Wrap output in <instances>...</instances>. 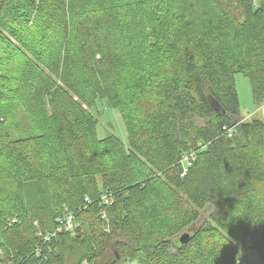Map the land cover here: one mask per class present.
Segmentation results:
<instances>
[{
  "label": "trees",
  "instance_id": "obj_1",
  "mask_svg": "<svg viewBox=\"0 0 264 264\" xmlns=\"http://www.w3.org/2000/svg\"><path fill=\"white\" fill-rule=\"evenodd\" d=\"M238 73L264 104V0H0V264H264ZM99 102L127 141L98 137Z\"/></svg>",
  "mask_w": 264,
  "mask_h": 264
},
{
  "label": "rangeland",
  "instance_id": "obj_2",
  "mask_svg": "<svg viewBox=\"0 0 264 264\" xmlns=\"http://www.w3.org/2000/svg\"><path fill=\"white\" fill-rule=\"evenodd\" d=\"M236 84L240 101L239 115L245 119L259 118L264 120V104L256 107L253 97L250 80L241 73L236 75ZM99 102L92 112L99 120L98 137L102 138L110 133L120 136L127 141V129L120 112L110 108L107 103ZM111 195V196H110ZM104 203L112 204L114 199L112 193L104 194ZM241 255L247 264H263V260L257 250L241 251Z\"/></svg>",
  "mask_w": 264,
  "mask_h": 264
},
{
  "label": "built area",
  "instance_id": "obj_3",
  "mask_svg": "<svg viewBox=\"0 0 264 264\" xmlns=\"http://www.w3.org/2000/svg\"><path fill=\"white\" fill-rule=\"evenodd\" d=\"M225 129L229 135H232L235 127L227 125ZM198 144L201 145L202 143L199 142ZM195 154L196 150H187L183 153L179 161L182 166L181 176H185L189 167L192 166ZM86 201L87 203H90L92 200L89 197H86ZM77 227L78 223L76 222L75 216L72 213H67L65 217L60 220L58 231L66 230L68 232H71L72 234H75Z\"/></svg>",
  "mask_w": 264,
  "mask_h": 264
},
{
  "label": "water",
  "instance_id": "obj_4",
  "mask_svg": "<svg viewBox=\"0 0 264 264\" xmlns=\"http://www.w3.org/2000/svg\"><path fill=\"white\" fill-rule=\"evenodd\" d=\"M190 239V232L189 231H185L184 233H182L179 237V241L182 243V244H185L189 241ZM91 264H101L99 262H92Z\"/></svg>",
  "mask_w": 264,
  "mask_h": 264
}]
</instances>
